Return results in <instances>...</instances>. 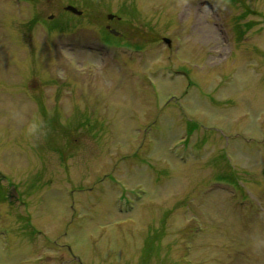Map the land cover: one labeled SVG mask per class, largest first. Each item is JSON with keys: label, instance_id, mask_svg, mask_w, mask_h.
Returning a JSON list of instances; mask_svg holds the SVG:
<instances>
[{"label": "rangeland", "instance_id": "1", "mask_svg": "<svg viewBox=\"0 0 264 264\" xmlns=\"http://www.w3.org/2000/svg\"><path fill=\"white\" fill-rule=\"evenodd\" d=\"M0 264H264V0H0Z\"/></svg>", "mask_w": 264, "mask_h": 264}, {"label": "flooded vegetation", "instance_id": "2", "mask_svg": "<svg viewBox=\"0 0 264 264\" xmlns=\"http://www.w3.org/2000/svg\"><path fill=\"white\" fill-rule=\"evenodd\" d=\"M67 6V5H66ZM66 6H64V9L63 10H65L66 11ZM88 11H89V9H88ZM68 12V11H67ZM87 18H88V26H89V14H88V16H87ZM109 20H114V18L113 19H111V18H109ZM38 21H39V19H38ZM37 21V22H38ZM106 29L111 33V34H113V35H115V36H119L120 35V32L119 31H117L116 29L114 30L113 29V27L111 26V23L110 24H106ZM99 40H101L100 38H98ZM122 41H123V39H121ZM120 43H122V42H120ZM86 50H87V52H89V33H88V37H87V44H86ZM56 78V82H57V84L59 83V85H61V84H63L65 81H60V80H58V78L57 77H55ZM59 108H60V106H59Z\"/></svg>", "mask_w": 264, "mask_h": 264}, {"label": "water", "instance_id": "3", "mask_svg": "<svg viewBox=\"0 0 264 264\" xmlns=\"http://www.w3.org/2000/svg\"><path fill=\"white\" fill-rule=\"evenodd\" d=\"M66 8H67L68 10H71V11L77 13V14H80V13H81V11H79L75 6L68 5ZM113 16H114L113 14H110V15H109V18H112ZM164 41L167 42V43H169V44H170V42H171L169 38H164Z\"/></svg>", "mask_w": 264, "mask_h": 264}]
</instances>
